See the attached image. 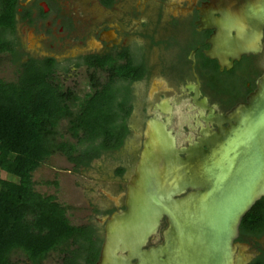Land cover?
Here are the masks:
<instances>
[{
  "label": "flooded vegetation",
  "instance_id": "obj_1",
  "mask_svg": "<svg viewBox=\"0 0 264 264\" xmlns=\"http://www.w3.org/2000/svg\"><path fill=\"white\" fill-rule=\"evenodd\" d=\"M83 3L84 8L77 6ZM19 4L30 10L27 19L33 20L35 27L30 28L24 23L18 25L17 36L22 44L16 47L14 54L5 55L15 66V75L8 82L17 79L16 69L20 63L31 59L45 62L54 58L57 61L54 75L59 77V84L79 96L92 89L94 74L103 84L113 79L121 91L127 86L131 88L132 112L129 115L119 112L117 122L126 123L121 149L135 135L139 141L134 143L139 144L138 152L130 161L121 151L122 162L114 168V182L119 192L113 194L99 188L100 198L105 203L102 206L94 204L91 217L80 224L91 228L90 241L80 240L69 249L74 253V264H96L104 241L103 220L125 210L126 184L134 173L143 146L146 122L155 116L172 114L170 127L177 132L184 146L188 144L185 138L189 134H194L197 139L203 136L202 129L213 133L218 128L217 116H225L237 104L246 102L256 89L257 80L264 72V49L257 55L243 56L229 69L221 68L216 59L206 56L212 45L210 41L217 39L221 30L211 25L223 19L225 11L230 12L227 15L235 16L244 12V0H19ZM40 9L47 15L44 19L40 17ZM202 21L209 26L203 27ZM23 29L28 30L26 38ZM100 56L105 60L104 68L88 66L96 64ZM79 70L85 71L83 88L76 80L72 84L65 83L64 78L69 73L77 74ZM127 71L129 78L125 76ZM156 105L160 106L157 110ZM134 116L143 119L140 125L134 126ZM93 161L88 167L78 169L92 168ZM121 168L122 173L117 174V169ZM54 181L58 182L57 186L48 184ZM42 184L44 187L38 192L55 196L63 205L69 206L58 198V178L44 180ZM93 213L105 215L95 219ZM165 226L163 218L160 230ZM159 241L160 233L158 239L153 237L145 248ZM248 243L256 248L250 241ZM67 252H51L44 264L52 253L57 255L56 264H64ZM15 259L16 264H30L24 257Z\"/></svg>",
  "mask_w": 264,
  "mask_h": 264
},
{
  "label": "water",
  "instance_id": "obj_2",
  "mask_svg": "<svg viewBox=\"0 0 264 264\" xmlns=\"http://www.w3.org/2000/svg\"><path fill=\"white\" fill-rule=\"evenodd\" d=\"M244 2V12L225 11L211 25L221 30L206 56L221 68L264 49V0ZM171 115L146 122L125 210L103 220L96 264H250L260 252L239 238L242 219L264 197V72L216 131L189 134L187 146L170 127Z\"/></svg>",
  "mask_w": 264,
  "mask_h": 264
},
{
  "label": "trees",
  "instance_id": "obj_3",
  "mask_svg": "<svg viewBox=\"0 0 264 264\" xmlns=\"http://www.w3.org/2000/svg\"><path fill=\"white\" fill-rule=\"evenodd\" d=\"M21 8L19 0H0V55L14 54L21 46L20 23L35 27L27 19L30 10ZM40 14L42 19L47 16L42 9ZM14 60L17 66L16 55ZM104 62L100 56L88 66L104 68ZM18 66L15 81L0 78V171L13 178H0V264H16L20 256L30 264H44L51 252L67 251L63 263L74 264L69 249L80 240L90 241L91 228L74 225L67 213L70 206L36 191L32 173L55 154L78 169L120 150L126 123L117 122L118 114L132 112L131 88L121 91L113 79L103 84L94 74L92 89L79 96L59 84L54 58L31 59ZM125 76L129 78V72ZM61 125L65 130H60ZM48 184L57 186L55 181ZM262 236L264 197L242 219L239 239L249 242ZM254 243L260 255L250 264H264V248L259 241Z\"/></svg>",
  "mask_w": 264,
  "mask_h": 264
},
{
  "label": "rangeland",
  "instance_id": "obj_4",
  "mask_svg": "<svg viewBox=\"0 0 264 264\" xmlns=\"http://www.w3.org/2000/svg\"><path fill=\"white\" fill-rule=\"evenodd\" d=\"M83 5L84 3L77 6H82V8H84ZM27 34L28 30L25 29L23 31V36L26 38ZM14 75L15 66H13V64L10 62V59H8L6 56H0V77L6 80H11L13 79ZM75 80L79 82L81 88H83L84 86L82 85H84V83L86 82L85 71L79 70L77 74L69 73L67 77L64 78V81L67 84H72L75 82ZM138 88L141 89L140 86H138ZM134 117L136 120H134V126L140 125L143 119L138 120L139 117ZM64 127V125H61L60 130H65ZM64 135L65 138L70 139L68 133L65 132ZM136 141H138V136L134 135L131 140L128 139L127 143L122 149L114 153L102 155L100 158L93 161V167L87 170L74 169L73 165L68 162L63 155L55 154L51 156L45 163H42L41 166H39V168H37L33 173L32 181L34 182L35 190H42L41 188L44 187L42 181L53 179V177L58 178L60 182V187L58 188V198L61 201L67 202L71 207L68 213L71 222L74 225L85 223L88 220V217H91L90 212L93 208V205L98 204L102 206V204L105 203L103 202L104 199L100 198L99 188L104 189L109 193L112 192L113 194L119 192L117 187L118 185L114 182V168L118 166L117 163L122 162L121 151H124V155H126L131 161V156L135 155L136 152H138L137 150L139 149V144L137 146L134 144L136 143ZM0 178H5L8 180L13 179L8 175L3 174L2 171H0ZM108 205L110 206L109 203ZM92 215V217L98 219L105 214L93 213ZM255 241H259L258 245L264 248V236L260 237L258 240H250V242L257 249V246L254 243ZM51 256L52 257L47 260L46 264L57 263V255L54 254L53 256L52 253Z\"/></svg>",
  "mask_w": 264,
  "mask_h": 264
},
{
  "label": "bare ground",
  "instance_id": "obj_5",
  "mask_svg": "<svg viewBox=\"0 0 264 264\" xmlns=\"http://www.w3.org/2000/svg\"><path fill=\"white\" fill-rule=\"evenodd\" d=\"M181 116H182V115H181ZM221 118H222V116H217V120H218V121H221V120H222Z\"/></svg>",
  "mask_w": 264,
  "mask_h": 264
}]
</instances>
